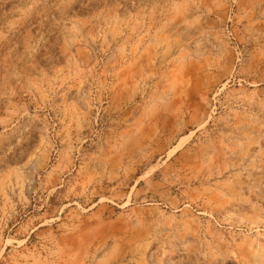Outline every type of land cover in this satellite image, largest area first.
<instances>
[{"label":"rangeland","instance_id":"1","mask_svg":"<svg viewBox=\"0 0 264 264\" xmlns=\"http://www.w3.org/2000/svg\"><path fill=\"white\" fill-rule=\"evenodd\" d=\"M0 264H264V0H0Z\"/></svg>","mask_w":264,"mask_h":264}]
</instances>
